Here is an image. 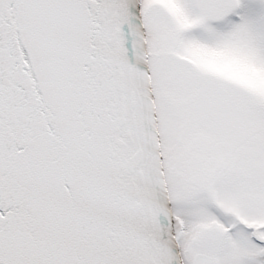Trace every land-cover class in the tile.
Returning a JSON list of instances; mask_svg holds the SVG:
<instances>
[{
  "label": "snow or ice",
  "instance_id": "snow-or-ice-1",
  "mask_svg": "<svg viewBox=\"0 0 264 264\" xmlns=\"http://www.w3.org/2000/svg\"><path fill=\"white\" fill-rule=\"evenodd\" d=\"M0 264H264V0H0Z\"/></svg>",
  "mask_w": 264,
  "mask_h": 264
}]
</instances>
